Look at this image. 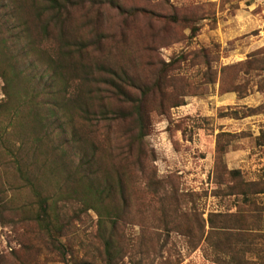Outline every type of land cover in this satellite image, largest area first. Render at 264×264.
Returning a JSON list of instances; mask_svg holds the SVG:
<instances>
[{"label":"rangeland","instance_id":"rangeland-1","mask_svg":"<svg viewBox=\"0 0 264 264\" xmlns=\"http://www.w3.org/2000/svg\"><path fill=\"white\" fill-rule=\"evenodd\" d=\"M57 1L50 8L37 0L36 8L31 0H0V264L101 263L98 215L64 184L77 158L62 166L52 157L64 125L52 114L50 94L59 84L50 77L47 53L62 38L65 44L84 43V61L101 59L124 68L136 88L160 79L163 102L157 92L144 102L152 177L180 197L193 195L179 211L190 208L203 217L235 211L237 198L218 180L264 179V145L256 143L264 130V0ZM10 15H61V26L43 41L44 59L26 45ZM101 88L95 86L96 105L104 95ZM139 89L132 95L140 96ZM124 169L126 179L150 176L137 174L131 164ZM229 170L239 172L229 175ZM26 179L57 202L60 230L54 236L65 245V258L30 219L35 197ZM258 197L256 207H264V193ZM140 202L132 199L116 227L124 264L138 258L144 264H216L199 248L189 250L177 231L156 229L152 207ZM261 224L264 228V212Z\"/></svg>","mask_w":264,"mask_h":264},{"label":"trees","instance_id":"trees-1","mask_svg":"<svg viewBox=\"0 0 264 264\" xmlns=\"http://www.w3.org/2000/svg\"><path fill=\"white\" fill-rule=\"evenodd\" d=\"M31 1L37 8V0ZM45 1L50 8L59 5L57 0ZM10 16L15 17L17 25L22 28L26 45L44 59L43 41L61 26V15ZM64 41L67 40L62 38L52 53H47L50 77L59 84L50 94L54 99L52 114L62 118L64 125L60 139L52 146V157L55 159L53 162H60L62 166L72 164V159L77 158L73 169L63 177L64 184L69 188L66 192L73 191L86 208L94 209L98 215L97 235L102 243L100 264H124L125 247L116 235V227L126 216L134 197L140 198L141 205L152 207L150 219L155 222L156 229L164 234L177 231L186 239L189 250L199 248L209 261L216 264H264V228L261 224L264 207H256L258 196L264 193V179L221 177L218 180L225 185L228 195L237 198L235 211H211L206 217L190 208L179 211L182 202H191L193 195L186 198V195L180 197L176 192L167 191L164 182L152 177V170L150 172L148 167L153 152L144 139L148 126L144 102L153 92L160 94L163 102L166 89L160 84V79L151 86L146 84L143 89L136 88L124 68L101 59L84 61L81 54L85 51L84 43L65 44ZM7 86L5 92L9 96ZM95 86L102 87L100 90L104 91L99 105L95 103L99 92ZM137 89L138 97L131 93ZM172 105H177V102L172 101ZM219 139L216 152L220 154L223 144ZM256 143L264 145V130L256 137ZM115 159L120 160L118 168L114 167ZM104 162L109 164L103 166ZM128 164L135 166L137 174L149 172L150 176L126 179L124 168ZM16 171L20 177H27L19 168ZM238 172L227 171L229 175ZM26 182L32 184L29 179ZM30 189L35 197L32 203L35 209H30V219L47 234L65 258V245L54 236V232L60 230L57 224L60 222L59 214L54 211L56 200L43 194L35 185ZM153 247H158L156 242ZM177 263L179 261L168 264ZM65 264H68L66 259ZM84 264L94 263L88 261ZM128 264H144V261L138 258Z\"/></svg>","mask_w":264,"mask_h":264}]
</instances>
